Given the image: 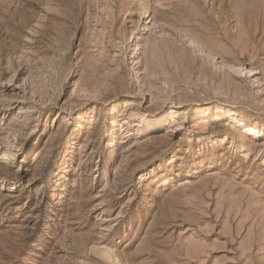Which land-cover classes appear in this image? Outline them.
<instances>
[{"label":"rangeland","instance_id":"obj_1","mask_svg":"<svg viewBox=\"0 0 264 264\" xmlns=\"http://www.w3.org/2000/svg\"><path fill=\"white\" fill-rule=\"evenodd\" d=\"M0 264H264V0H0Z\"/></svg>","mask_w":264,"mask_h":264},{"label":"bare ground","instance_id":"obj_2","mask_svg":"<svg viewBox=\"0 0 264 264\" xmlns=\"http://www.w3.org/2000/svg\"><path fill=\"white\" fill-rule=\"evenodd\" d=\"M240 125H244V121L241 120V121H240Z\"/></svg>","mask_w":264,"mask_h":264}]
</instances>
